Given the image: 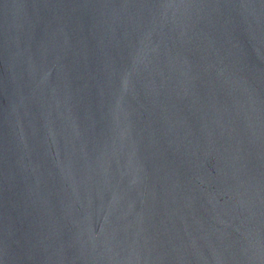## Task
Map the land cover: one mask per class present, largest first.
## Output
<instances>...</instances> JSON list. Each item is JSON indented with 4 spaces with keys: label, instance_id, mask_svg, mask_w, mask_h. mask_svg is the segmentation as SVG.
I'll list each match as a JSON object with an SVG mask.
<instances>
[{
    "label": "water",
    "instance_id": "obj_1",
    "mask_svg": "<svg viewBox=\"0 0 264 264\" xmlns=\"http://www.w3.org/2000/svg\"><path fill=\"white\" fill-rule=\"evenodd\" d=\"M0 264H264V0H0Z\"/></svg>",
    "mask_w": 264,
    "mask_h": 264
}]
</instances>
